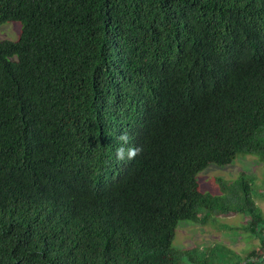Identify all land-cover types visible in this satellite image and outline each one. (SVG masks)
Returning a JSON list of instances; mask_svg holds the SVG:
<instances>
[{
	"label": "trees",
	"instance_id": "trees-1",
	"mask_svg": "<svg viewBox=\"0 0 264 264\" xmlns=\"http://www.w3.org/2000/svg\"><path fill=\"white\" fill-rule=\"evenodd\" d=\"M12 21L0 264H215L225 249L174 245L180 222L214 212L249 213L264 243L246 174L220 195L198 179L264 161V0H0V26ZM122 132L142 151L117 163Z\"/></svg>",
	"mask_w": 264,
	"mask_h": 264
},
{
	"label": "rangeland",
	"instance_id": "rangeland-1",
	"mask_svg": "<svg viewBox=\"0 0 264 264\" xmlns=\"http://www.w3.org/2000/svg\"><path fill=\"white\" fill-rule=\"evenodd\" d=\"M22 29L23 23L20 21L6 22L0 26V40L16 39ZM241 174L251 179L253 197L264 215V161L257 155L239 156L228 165L211 164L198 174V179L203 192L220 195L223 194L222 184L238 179ZM249 216V213L214 212L203 223L182 221L177 228L174 245L180 249L200 250L220 247L225 251H220L215 264H235L239 256L245 258L260 247L264 250L262 238L248 229ZM256 264H264V253Z\"/></svg>",
	"mask_w": 264,
	"mask_h": 264
},
{
	"label": "clouds",
	"instance_id": "clouds-1",
	"mask_svg": "<svg viewBox=\"0 0 264 264\" xmlns=\"http://www.w3.org/2000/svg\"><path fill=\"white\" fill-rule=\"evenodd\" d=\"M118 146L115 150V160L117 163H126L134 160L142 151L130 142V136L127 132H122L115 137Z\"/></svg>",
	"mask_w": 264,
	"mask_h": 264
}]
</instances>
